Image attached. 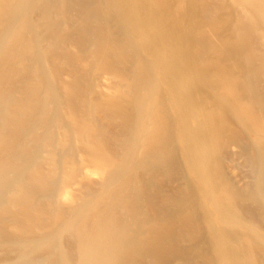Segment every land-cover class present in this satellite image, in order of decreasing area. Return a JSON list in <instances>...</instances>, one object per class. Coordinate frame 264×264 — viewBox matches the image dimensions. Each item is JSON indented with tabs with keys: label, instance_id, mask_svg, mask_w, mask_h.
<instances>
[{
	"label": "bare ground",
	"instance_id": "6f19581e",
	"mask_svg": "<svg viewBox=\"0 0 264 264\" xmlns=\"http://www.w3.org/2000/svg\"><path fill=\"white\" fill-rule=\"evenodd\" d=\"M160 1L0 0V264L178 263L183 247L169 251L165 231L179 222L175 232L184 237L191 214H165L164 223L151 217L156 197L146 194L145 177L150 170L169 184L182 178L185 136L226 219L258 220L259 205L238 202L231 182L217 179V105L191 97L180 10ZM197 2L208 26L195 55L215 60L202 89L239 86L257 108L244 117L264 113V0ZM156 20L169 41L161 54L144 41ZM159 67L170 72L163 98L154 90ZM239 150L253 178L251 199L264 202V146L254 155L245 144ZM174 193L170 205L184 208V187ZM236 235L244 264L264 263L259 245Z\"/></svg>",
	"mask_w": 264,
	"mask_h": 264
},
{
	"label": "rangeland",
	"instance_id": "374dc122",
	"mask_svg": "<svg viewBox=\"0 0 264 264\" xmlns=\"http://www.w3.org/2000/svg\"><path fill=\"white\" fill-rule=\"evenodd\" d=\"M144 1L137 0L139 4ZM165 1L175 4L180 10V16L182 17L180 32L184 35L181 42L184 44V56L188 65L189 80L187 84L190 87L191 97H194L198 101H200V98H207L210 99L209 105H217L218 117L215 118V123L218 129H216V135H219L217 137L220 139L215 149L216 157L222 164L218 174H216V176L218 175L217 179H227L231 182L238 202L247 200L248 203L252 202L253 205H259L257 208L259 218L252 224L244 218L229 217V215H227L229 218L226 219L218 202L210 194V186L206 185L202 179L203 174L205 175L206 172L197 168L200 167L199 165H196L197 167L192 165V155L187 151L192 142L186 136V138L184 137V142L181 143V148L184 149V163H181L183 176L180 180L169 184L163 177H153L150 170L147 172L145 179L148 182L149 190L148 188L145 190L146 192L148 191L146 194L148 195L152 192L153 194L151 195L156 197L155 203L150 204L147 211L151 217H156L161 223L166 222L165 214L172 217L177 213L183 212L185 219L187 218L185 213L191 214L190 218L187 219L188 221H184V225H187L188 229L185 226L184 228L187 229V232L189 230L192 233L195 230L196 236L194 233L192 234L194 237L191 235L193 238L186 234L187 232H184V237L179 232H175L178 224L180 226L179 222L165 231L168 238L169 251L174 252L175 249L172 248L178 244L183 247L182 253L184 251V255L179 258L178 263L175 261L174 264H218V261L221 259L223 264H244L240 250V246H244V242L237 239V237H233V235L250 237L255 241L254 244L259 245L264 251V202L259 197L251 199L250 193L252 194L253 190L251 187H254L253 178L248 171L247 159L245 155L240 154L239 149L242 144H245L249 147L251 155H254L257 146H264V113L253 112L251 115L254 118L250 117L251 115L247 119L244 117L247 111L256 110L257 108L255 100L242 92L239 86L233 91L226 92L224 90L222 94H220L218 89L209 91L202 89V83L206 82L203 74L206 71H214L215 60L212 58L214 54L208 53L209 55L205 57V60H201L195 55L194 42H196L198 33L204 30L208 26V23L200 13L197 0L184 3V6L181 5V7L175 3V0ZM163 3L164 1L161 0L160 4L162 5ZM187 5H189V8ZM224 16L225 12L220 13L217 20L223 22L226 18ZM160 26V22L156 20L152 27L147 29L144 38L146 45L158 54L164 53L169 47V41L162 33ZM262 28V31H264V23L262 24ZM228 35L229 31L226 30L225 36ZM260 45L264 49V41ZM223 58L224 63L228 66L235 62V56L230 49L225 51ZM152 60H158V58L155 56ZM157 70L158 72L154 74V79L156 80L154 82V90L157 97L163 98L164 95H167L165 82L168 81L170 72H165L160 67ZM165 102V100L162 101V103ZM164 106L168 107L167 103ZM181 113L182 111H179L178 116H181ZM217 118L222 120L220 121ZM219 121L222 123H219ZM217 124L220 126L218 127ZM187 140L189 141L187 142ZM180 187H184V195L186 198L189 197L184 201V208H177L180 205V202L175 205L177 200H174V206L169 203L171 197L178 195L174 191H178ZM150 190L151 192H149ZM190 219L193 220L192 223ZM219 232H222L226 238L223 235L221 237V234H217ZM216 236H219L217 237L220 239L218 242ZM221 238L226 239L225 243L224 240L223 244L220 243L222 242ZM216 242L222 245L219 248L217 247L218 250H216ZM224 259H228L225 260L227 261L226 263Z\"/></svg>",
	"mask_w": 264,
	"mask_h": 264
}]
</instances>
